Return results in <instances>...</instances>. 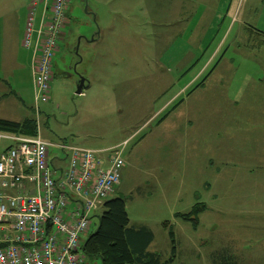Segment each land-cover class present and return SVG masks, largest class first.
Listing matches in <instances>:
<instances>
[{
  "label": "rangeland",
  "instance_id": "obj_1",
  "mask_svg": "<svg viewBox=\"0 0 264 264\" xmlns=\"http://www.w3.org/2000/svg\"><path fill=\"white\" fill-rule=\"evenodd\" d=\"M15 1L0 6L10 12ZM190 2L188 10L181 0H73L49 99L38 112L31 53L19 48V69L10 54L15 45L0 46V116L36 120L54 167L68 161L59 144L103 157L120 148L124 165L110 197L124 199L130 226L152 231L146 251L168 260L172 230L169 264H215L213 251L227 239L245 254H264V167L244 159L264 156L263 140L248 132L264 120V89L254 93L264 81V0ZM79 73L91 86L76 94ZM253 103L254 114L223 115ZM224 116L244 123L242 157L225 151L227 136L217 130ZM204 119L214 131L202 129ZM192 137L200 144L189 145ZM196 202L207 206L196 225L177 217ZM245 263L264 264V257ZM86 264L100 260L87 257Z\"/></svg>",
  "mask_w": 264,
  "mask_h": 264
},
{
  "label": "built area",
  "instance_id": "obj_2",
  "mask_svg": "<svg viewBox=\"0 0 264 264\" xmlns=\"http://www.w3.org/2000/svg\"><path fill=\"white\" fill-rule=\"evenodd\" d=\"M72 0H29L22 46L31 49L34 110L47 102L54 56ZM38 20V24L36 21ZM0 264H86L82 237L93 213L114 191L124 165L122 150L106 157L81 147L54 167L48 141L0 130Z\"/></svg>",
  "mask_w": 264,
  "mask_h": 264
},
{
  "label": "trees",
  "instance_id": "obj_3",
  "mask_svg": "<svg viewBox=\"0 0 264 264\" xmlns=\"http://www.w3.org/2000/svg\"><path fill=\"white\" fill-rule=\"evenodd\" d=\"M0 130L26 136L37 134V123L33 118L12 121L0 118ZM103 212L95 231L88 233L82 242L85 257H98L100 264H169L176 252V240L172 230L169 231L172 256L162 260L159 253L147 252L148 244L153 240L152 231L146 226H130L124 199L108 197L103 202ZM205 209V204L196 202L186 213L177 217L193 225L198 223V215ZM215 264H241L225 252L213 254Z\"/></svg>",
  "mask_w": 264,
  "mask_h": 264
},
{
  "label": "crops",
  "instance_id": "obj_4",
  "mask_svg": "<svg viewBox=\"0 0 264 264\" xmlns=\"http://www.w3.org/2000/svg\"><path fill=\"white\" fill-rule=\"evenodd\" d=\"M72 1H71V3H72ZM181 1L182 2H186V7H187L188 10H189V8H192L191 2H190L191 0H181ZM28 5H29V0H17L11 6L10 12L7 11L4 7L0 6V46L3 45V49L4 48L6 49V47H11V45H13V46L15 45L14 50L12 48V50L10 51V54H11L13 60H14V65H15L16 68H19L18 67L19 64L22 66V62L19 59V56H20V54H19L20 53V49L19 48L20 47L24 48L22 46V39H23V34H24V29H25L27 14H28ZM36 24H38V20L36 21ZM96 37H97V33H94L93 39L94 40L97 39ZM64 38H65V32L60 36L59 43H62ZM58 49H59V45H58ZM27 50L32 55L31 49H27ZM4 55H5V53H4ZM75 79L77 80V77ZM53 80H54V78H53ZM258 82L259 83H257L258 85L255 88V90L256 89L258 90L259 88H263L264 89V81L259 79ZM90 86H91V80L88 82V87H90ZM257 90L254 93H256ZM9 92L13 93V91H9ZM14 94L16 95V97L14 96L13 98H14V100H17V101H14V103L18 102V106H19V101H18L19 99H17V96H18L17 92L16 93L14 92ZM18 97H20V96H18ZM1 99H2V96L0 97V100ZM254 104L255 103H253L250 107H246L244 109L243 108H241V109L236 108L237 106L233 107L235 109H228L227 108V109H225L223 115H228V113H234V114L249 113V114H254V112H255ZM260 109H261V113H264V108H260ZM227 110L229 112H227ZM214 111L216 112V109H213L212 112H214ZM257 111H259V109H257ZM0 118L12 120V121H18V122L25 119V117L20 119L19 117L18 118H13L11 116H8V117L7 116H5V117L4 116H0ZM220 119H222V120L220 122L219 129H217V130L219 131V134L223 132V135L225 134L227 136V138H224V140L226 141V144L223 145V146H225V151L232 152L233 155L231 153V156L234 157V158L242 157V155H243L242 152L244 153V151H245L243 146L246 145L247 143L245 141L246 138H244L242 136V132H244V129L239 128V126H241V127L243 126L244 127V123L243 122H238L236 119L233 121V118L228 120L226 118V116L221 117ZM193 120H194V118L189 123L192 124ZM209 122H211V121L204 119V122L202 124L203 125L202 129H204V131L206 133H209L210 131H214V130H211L209 128ZM260 126H262V129H264V120H263V122L256 123L254 126H252L248 130V132L251 133L250 136L252 138H254V141L263 140L262 144H264V131L260 132V134L258 133V128ZM192 134H193V131H192ZM41 138H42V136H41ZM209 143L210 142L207 141L206 144L209 145ZM193 144L194 145H199L200 141L197 138L192 137V141H191V143L189 145L193 146ZM6 146H7V144H5V146L0 148V152L3 151L6 148ZM244 159H246V161L250 160L252 163H255L257 166L264 167V156L261 157V155H258V154L255 155V154H251L250 153V156L245 155ZM115 188H116V186H115ZM205 207H207L206 204H205ZM102 208L103 207L101 206L96 211H99ZM96 211L93 213V216L96 213ZM85 238L82 239V241L85 240ZM229 243H236V242H235L234 239H227L226 242L224 241V242L219 244V249H218V246H217L214 249L213 252L214 253H217V252L228 253L229 255H231L232 257L237 259L241 264H243L244 258H254V257L258 256V255H262V257H264V254L258 252V250L254 251L252 255H248V254L243 253V249L240 250L237 247V245L230 246Z\"/></svg>",
  "mask_w": 264,
  "mask_h": 264
},
{
  "label": "water",
  "instance_id": "obj_5",
  "mask_svg": "<svg viewBox=\"0 0 264 264\" xmlns=\"http://www.w3.org/2000/svg\"><path fill=\"white\" fill-rule=\"evenodd\" d=\"M94 40V39H93ZM75 66H73V69H75ZM88 87V82L83 74H77V80H76V94H81L85 88Z\"/></svg>",
  "mask_w": 264,
  "mask_h": 264
},
{
  "label": "flooded vegetation",
  "instance_id": "obj_6",
  "mask_svg": "<svg viewBox=\"0 0 264 264\" xmlns=\"http://www.w3.org/2000/svg\"><path fill=\"white\" fill-rule=\"evenodd\" d=\"M72 69H73V66H72Z\"/></svg>",
  "mask_w": 264,
  "mask_h": 264
}]
</instances>
